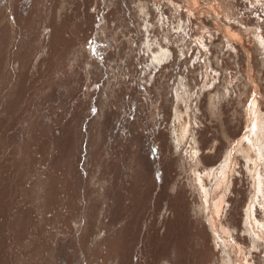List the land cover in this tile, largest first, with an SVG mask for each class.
<instances>
[{
  "label": "rangeland",
  "instance_id": "374dc122",
  "mask_svg": "<svg viewBox=\"0 0 264 264\" xmlns=\"http://www.w3.org/2000/svg\"><path fill=\"white\" fill-rule=\"evenodd\" d=\"M253 102L264 0H0V264H264Z\"/></svg>",
  "mask_w": 264,
  "mask_h": 264
},
{
  "label": "bare ground",
  "instance_id": "6f19581e",
  "mask_svg": "<svg viewBox=\"0 0 264 264\" xmlns=\"http://www.w3.org/2000/svg\"><path fill=\"white\" fill-rule=\"evenodd\" d=\"M228 37H230V36H228ZM258 37L260 40H262L260 34ZM231 38H230V40H231ZM236 41L239 42V39L236 38ZM254 99H255V96L252 97V100H254ZM248 108H249L248 109V113H249L248 118L250 120H249V126L247 127L248 128L247 132L255 134L256 133L255 131H257V132H260L261 135L264 136V132H263L264 123H263V119H261V113H260L258 103L257 104L255 102L250 103ZM249 137H250V134H246V136H244V139H247V138L249 139ZM230 157H231V154H228L224 163L221 166V169H222L221 170V176L223 178L222 181H224V182L220 183L221 176L217 177L216 185L214 187L215 188V191H214L215 194L213 196L209 197L208 199H203V205H204L205 209H207V211H208V216H209L208 219H209V222L211 223V227L213 228L214 231H216L218 233H222V231H220V228L223 229V225L219 222L218 216H219V212H221V210H222L224 202L226 201L225 194H222L223 190H225L227 188V184L229 186V183H230V181H229L230 180V171H232L230 168ZM196 180H197L196 181L197 184L200 183V181H201L199 179L198 174H197ZM258 184L259 185L261 184V183H259V180H258ZM218 186H220V187L218 188ZM217 188H218V190H217ZM258 190H262L260 186H259ZM254 210H255V208H253V206L251 209H249L248 214H247L246 223L248 224L251 221V222H253L252 224L254 226L257 225V227H258L259 224L255 223L256 221H255V218L253 216ZM231 241H232L231 238H229V239L224 238V241H222L223 243H221V244L227 246V244ZM245 264H247V263H245Z\"/></svg>",
  "mask_w": 264,
  "mask_h": 264
}]
</instances>
